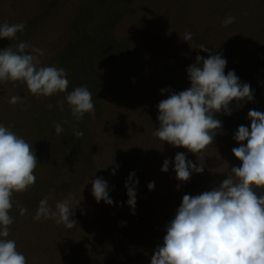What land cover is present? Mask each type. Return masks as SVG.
<instances>
[{
	"label": "trees",
	"instance_id": "obj_1",
	"mask_svg": "<svg viewBox=\"0 0 264 264\" xmlns=\"http://www.w3.org/2000/svg\"><path fill=\"white\" fill-rule=\"evenodd\" d=\"M39 1L40 5H45L36 13L35 20L41 13L43 18L37 20L38 23L34 28L41 27L47 16L53 15L52 18H54L56 6H62L63 2L74 4L73 14L68 19L67 37L71 38L74 34L83 32L82 30L88 29V25L91 27L85 41L77 45L75 41L68 38L69 40L65 41V48L62 50L60 48L52 57L53 61L48 62L49 65L66 71L69 86L67 92L59 93L63 101L56 103L57 108L52 107L49 112L42 113L41 117L37 113L34 115L38 117V121L32 124L31 130L34 129L36 134L32 135L31 143L35 138L40 143H37V146H34V143L31 145L35 154L36 150L40 149L42 161L39 159V162L45 166V179L42 182L38 181V173L42 166L39 163L34 170L35 184L26 192L13 194L15 203L9 214L14 223L9 226L10 235L7 239L16 241L17 250L25 255L27 264H53L55 260L56 264H91L95 257L98 260L94 261L95 264H150L155 249L163 243L166 225L174 219L183 196L185 194L199 195L218 187L233 167L241 166V161L232 153L234 147L240 146L234 139V134L241 125L250 128L251 121L248 119L250 110L264 112V0H148L155 12L160 13L164 9V22H157L159 27L148 35L150 39L147 43L149 41L148 45L151 46L156 36L163 33L166 38L163 41L164 46L160 45L161 57L152 51L151 63L147 69L136 67L134 76L137 80H144L145 85H150L153 95L147 101L146 107L138 104L128 113L131 116L135 113L134 122L138 121L139 124L134 135L131 138H125L129 140L128 143L134 145L130 160H128L127 151H122L127 160H123L121 154L113 157L103 152L104 145L112 139L106 138L108 124L119 123L121 107L114 106L108 111L107 106L101 103L103 100L106 101L109 93L104 89L102 78H100V67L102 64L110 63L112 55H119L123 50L122 46L128 49V46L132 44V42L128 44L127 41L123 43L121 42L123 40L115 39V25L119 22V18H132L140 12V9L134 5L133 0H95V4L106 7L107 14L99 16L95 13L98 24L92 25L89 24L88 15L82 13L88 0ZM174 5L177 8L179 6L180 12L177 11L176 14L170 12V7ZM227 16L235 17V21L224 26L223 21ZM174 23L180 28L178 33L171 31V27L176 26ZM24 24L28 26H25V29L29 28L30 23L26 21ZM186 31L192 33V39L187 42L182 40ZM27 32H23V36L16 40L17 42L11 40L7 43L6 39L0 38L3 42L0 49L14 47L19 42H27L31 48L43 50V55L39 56V59H42L41 66L47 59L46 55L49 56L53 49L40 37H33V33L25 36ZM5 44H7L6 47H4ZM201 44L205 45L209 51H200ZM63 50L64 55H59ZM79 54L83 55L86 67L81 64L74 65L78 62L74 56ZM209 54H222L227 60L225 74L234 70L241 83L250 85L254 98L252 101H242V107H237L236 102L233 101L230 105L231 115L223 112L214 114V118L222 122V128L217 132L214 143L209 145L202 154L195 155L183 147H174L168 142L161 141L153 133L159 128L158 103L172 93L188 89L190 87L188 67L196 63L197 55L206 59ZM159 83L167 84L164 87L167 91L162 93L158 90ZM145 85L142 87H146ZM79 86H87L92 93L95 116L86 113L82 120L77 121L65 97L68 92ZM43 116L51 122L45 124ZM99 118H101L100 121H98ZM55 124L69 127L72 133L74 129L84 133L82 138L77 139L79 146H72L66 150L65 157L71 163L84 152V158L78 163V168L70 170V172L75 171L77 177L66 182H62L58 174L64 177L63 174L68 172L65 170L68 169L69 161L56 166L52 165V167L55 166L53 169L49 167L51 161H55L54 158L57 156L54 149L50 148V142L53 140L46 139V135L55 130ZM180 152H183L187 160L195 164L201 162L198 158L204 155L201 160L204 159L209 163L211 169L217 171L223 178L220 179L221 176L218 175L216 179L217 174H215L214 177L211 176L210 184L201 181L200 186H197L192 178L187 182H180L175 178L164 180L166 177L163 175L166 172L161 171L164 161L166 159L169 161L168 171L172 174L175 172V155ZM131 173H135L133 181L129 182L136 192L134 213L127 204L129 197L125 187ZM195 174L193 172L191 177ZM101 177L109 186L112 205L106 204L103 200L97 203L92 195L91 180ZM84 180H87L86 183L81 185V181ZM136 180L139 181L138 184L134 183ZM149 182H154L153 190L148 189ZM253 190L258 196L264 195V188L253 186ZM69 193H78L76 196L91 198L83 199L79 206L73 207L75 209L72 219L77 221L76 227L68 229L60 224L61 227L53 219L40 221L33 219L39 201L44 196H49V206L55 210L56 203L64 200L62 198ZM19 206L27 208L25 215L19 214ZM87 221L99 227L98 235L94 239L96 252L92 256H85V253H82L80 260L76 256L77 245L82 237L80 232ZM74 236L78 243L72 238ZM94 236L90 239L93 240ZM85 245L89 244H83L82 249H85Z\"/></svg>",
	"mask_w": 264,
	"mask_h": 264
},
{
	"label": "clouds",
	"instance_id": "obj_2",
	"mask_svg": "<svg viewBox=\"0 0 264 264\" xmlns=\"http://www.w3.org/2000/svg\"><path fill=\"white\" fill-rule=\"evenodd\" d=\"M234 21L235 17L227 16L223 25L228 26ZM24 29V23L10 25L5 22L0 25V38L16 40V34L23 33ZM191 39L192 33L186 31L182 40ZM199 50L209 51L203 44ZM42 55V49L31 48L27 42L0 49V83H24L29 93L36 97L67 92L66 71L56 66H40L39 56ZM195 60L196 63L187 69L190 87L172 93L158 103L159 128L153 135L197 155L214 143L222 128V122L215 119L214 114L231 115L233 101L237 107H242V101H252L254 96L250 85L241 83L234 70L225 74L227 60L222 54H209L206 59L197 55ZM165 91L167 89H161L162 93ZM65 100L77 121L86 113L95 116L92 93L87 86L68 92ZM20 102L18 95L9 101L11 104ZM60 106L63 107L62 103ZM248 119L250 128L241 125L234 134L240 146L234 147L232 153L241 161V166L233 167L218 187L199 195L183 196L150 264H264V195L258 196L253 190V186L264 188V112L250 110ZM54 127L58 136L63 133L61 124ZM73 135L79 140L84 133L74 129ZM38 164L32 145L0 124V264H27L25 255L17 250L16 241L7 239L9 226L14 223L9 213L15 203L13 194L26 192L35 184L34 170ZM168 169L166 159L161 171ZM174 171L178 181L187 182L193 172L202 173L204 166H197L180 152L175 155ZM134 176L135 173H131L125 183L129 197L127 204L133 213L136 192L129 182ZM91 184L97 203L103 200L108 205L113 204L109 186L102 177L91 180ZM147 187L153 190L154 182H149ZM48 200L46 195L39 201L33 219H53L68 229L77 226L72 216L80 201L73 208L71 198H66L57 202L53 210ZM27 211L19 206L21 216Z\"/></svg>",
	"mask_w": 264,
	"mask_h": 264
},
{
	"label": "rangeland",
	"instance_id": "obj_3",
	"mask_svg": "<svg viewBox=\"0 0 264 264\" xmlns=\"http://www.w3.org/2000/svg\"><path fill=\"white\" fill-rule=\"evenodd\" d=\"M133 1L134 5L140 9V12H138L132 18H119V22L115 25V39H118L117 41L123 40L121 41L123 43L124 41H127L128 44L132 42V44L128 46V49H126L125 46H122L123 50L119 55H112L110 57V63L102 64L100 67V78H102L104 89L107 93H109L108 97L106 96V101L103 100L101 103L104 104V106H107L108 111H110V109H112V107L114 106H116L117 108L121 107V117L119 119L120 121H118L119 123L108 124L109 127L106 133V138L112 139L109 140L106 145H104L103 152H106L107 154L113 157L121 154L123 156V160H127V157L124 156V152L122 151H127L128 160L131 159V152L134 151V145H132L133 143H128L129 140H126L125 138H131L139 127L138 121L134 122L136 118L135 113L132 116L128 113L129 111H132L133 108H136L135 105L141 104L146 107L148 104L147 101H149V98L151 97V95H153V92L150 90L151 86L145 85L144 80H137L136 76H134L136 73V67L140 66L142 69L146 70L147 66H149V63H151L150 55L153 52L159 57H161L160 52L162 48L160 47V45L164 46L163 41L166 38L165 33H163L161 35L156 36L154 44H151V46L148 45L149 41L147 43V40L150 39L148 35L156 31V29L159 27V24L157 22H164V9L163 11L161 10L160 13L155 12L148 0ZM86 2L87 4L85 5L82 13L88 15L90 22L89 24L97 25L98 20L95 16V13L99 16L104 15L107 14V9L105 6L101 7L100 5L95 4V0H88ZM0 3H2L0 4V14L2 15H0V25L5 22L11 25L17 23H25L27 21V23H30L31 28L29 26V28L23 31L24 33L28 31L25 36L29 33H33V37H40L41 40H43L44 43L47 44V46H50L53 49L52 53L49 56L46 55L47 59L43 62L41 66H51L49 65V63H51V60L53 59L52 57L55 55L56 52L58 53L60 48L61 50L65 48L64 46L66 45V42L69 39H71V41H75V43L79 45L80 42L85 41V39L88 38L89 29L91 27L90 25H88V29L82 30L83 32L76 33L71 38L67 37V26L69 24L68 19H70L71 14H73L74 11L73 3L63 2L62 6H56V9L54 11V18H52L53 15L47 16V18L42 23L43 27L41 26L37 28L34 27H36V24L38 23L37 20L39 21L41 18H43V13H41L38 16V19L35 20L36 13L38 11H41V8L45 4L40 5L39 0H0ZM39 5L40 7L38 8ZM177 11L180 12L179 6L178 8L175 5L173 7H170V12L172 14H176ZM136 18H138V20H135ZM132 23L134 25H132ZM32 29H34V31H32ZM179 30L180 28L177 24L175 27H171L172 32L178 33ZM16 35L18 36V39H16L18 41L23 36V33L18 32ZM6 40L7 43H10L11 41L8 39ZM2 43L3 42L0 43V46ZM6 46L7 44L4 45V47ZM62 54L64 55V50L59 55ZM80 54H82V52ZM80 54L74 56V59L78 61L74 65L77 66L78 64H81L82 66L86 67L87 64L85 63L83 55ZM121 55L122 57H120ZM41 60L42 59H39V61ZM71 61L74 63L73 60ZM162 74H164V72H162ZM71 75L73 76L72 70ZM144 85L146 87H142ZM166 85L167 84L159 83L158 90L164 89ZM14 95H18L21 97L20 103H9L10 98ZM59 101H63L62 96L59 93L49 98L41 96L36 97L29 93L27 86L24 83L11 81L0 83V124H3L4 126L8 127L18 136L24 138L28 143H34V146H37V143H40L37 142V138H35L34 142L31 143L32 135L36 134V131L34 129L31 130L32 124L38 121V117H34V115L35 113H37V115H40L41 117L42 113L44 114L51 110L48 108L49 104H51L52 107L57 108L58 105L56 103H58ZM65 108L67 107L65 106ZM57 113H59L58 109ZM100 120L101 118L98 119V121ZM43 122L45 124H49L51 121H49L46 117L43 116ZM63 128L64 131L59 136L55 133V130H52V132L46 135V139L53 140L52 142H50V148L51 150L54 149V152L57 156L56 158H54L55 161H51V165L49 167L53 169L57 164L63 163L64 161H69L70 163L67 167L68 169L65 170H68V172L63 174L64 177H62L61 174H58V178H62V182H66L77 177L76 172H70V170L78 168V163H80V161L84 158V152L80 153L77 157L75 155L76 158L74 157L75 159L72 163L65 157V154H67L66 150L69 147L71 148L72 146H79V143L77 139L73 137L72 130L69 127L63 126ZM120 150L121 152H119ZM36 152L38 161L39 159L40 161H42V156H40V149L38 148ZM146 153L147 152H145V154ZM201 158H204V155H201V157L198 158L201 162H198L197 166H199V164L203 165L204 171L202 173H196L194 177H190L194 179V182L195 184H197V186H200L201 181L210 184L212 180L211 176L214 177L213 175L215 174H217L216 179L219 177L218 175L221 176V174H219L217 171L211 169L209 163H207L204 159L201 160ZM39 163L42 166L38 173V181L42 182L43 179H45L46 169L41 162ZM52 165L55 166L52 167ZM163 177H166V179L164 180H167L168 178L176 179V173L173 172L171 174V172L168 171L163 175ZM221 178H223V176H221L220 179ZM86 181L87 180L81 181L80 184L83 185L86 183ZM77 194L78 193H69L62 199L71 198L72 207L77 206V201L82 202L83 199H91L90 197L86 196H76ZM80 204L81 203H79V205ZM87 204L88 206H91L89 203ZM98 232L99 227L95 226L92 223H89V221L85 222L84 227L80 232V235L83 237V239L82 237L79 239L80 243L79 245H77L76 251V256L79 257L80 260V256L82 255V253H85V256H92L93 253L96 252L94 239L98 235ZM91 236H94L93 240L90 239ZM72 238H74V240H76L77 242L75 236ZM83 244L89 245H85V249H82ZM94 261H98L97 257L92 259L93 263L91 264H95ZM56 262L57 261L55 260L53 264H56Z\"/></svg>",
	"mask_w": 264,
	"mask_h": 264
}]
</instances>
